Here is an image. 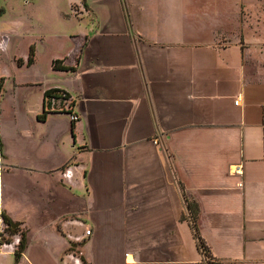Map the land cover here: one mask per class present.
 Masks as SVG:
<instances>
[{
  "label": "crops",
  "instance_id": "1",
  "mask_svg": "<svg viewBox=\"0 0 264 264\" xmlns=\"http://www.w3.org/2000/svg\"><path fill=\"white\" fill-rule=\"evenodd\" d=\"M102 2L106 15L81 4L79 34L52 36L63 42L48 57L54 78L39 74L35 118L50 130L35 137L33 161L20 163L50 182L47 189L38 178L39 191L27 196L37 218L50 220L35 250L50 234L60 247L55 264H200L187 201L215 264H264V41L255 52L244 31L233 40L217 27L228 10L222 15L216 4H129L127 16L120 0ZM239 2L242 23L255 18L264 26V3L252 15ZM2 28L6 49L12 27L5 21ZM41 33L28 67H37L39 44L50 39ZM50 90L72 98L77 122L48 112ZM5 214L27 228L15 264H45L41 254L27 256L29 218Z\"/></svg>",
  "mask_w": 264,
  "mask_h": 264
},
{
  "label": "rangeland",
  "instance_id": "2",
  "mask_svg": "<svg viewBox=\"0 0 264 264\" xmlns=\"http://www.w3.org/2000/svg\"><path fill=\"white\" fill-rule=\"evenodd\" d=\"M2 7L6 10L5 13L0 14V119L3 120L0 126V177L3 175V187L0 182V191L4 192V206L0 203V230L2 228V213H9L11 216H18L24 219L28 217L30 233V253H27L29 259L32 260V253L43 255L45 264H55V258L60 252V247H55L54 238L47 234L45 238L47 243L35 250L36 240L40 234V228L45 226L50 220H43L37 218V213L32 209V204L28 199V194L39 191L38 178L44 180L45 188L50 189V182L48 179H43L37 173L29 171L20 165L22 161L34 159V151L37 145L35 137L40 134L39 130H43L47 134L49 126L42 128V125L37 124L35 112L40 108V86L39 74H42L47 81H52L53 76L48 71V57L60 53L63 42L59 39H51L57 33H71L79 34L81 24L75 20L84 15L80 14L86 8L87 4H92L101 12L108 14L106 6L102 0H1ZM122 7L126 12L128 5L146 4L153 10V8L164 9V0H120ZM240 0H192V2H199L200 4H216L218 11L224 15L225 10H228V15L218 21L217 27L222 28L223 31L230 35L234 40L237 33L244 31L245 40L251 45V50L259 51L260 45L264 41V26L262 23L258 24V19H252L248 23L240 20L239 14L236 12V7H240ZM247 9L252 15H258L262 12V4L264 0H243ZM78 5V6H77ZM80 6V7H79ZM227 6V7H226ZM82 8V9H80ZM139 8V7H138ZM82 10V11H81ZM80 11V12H79ZM238 16H231L229 14ZM242 14L246 15L244 9ZM70 15V17H67ZM128 16V15H127ZM72 17V19H70ZM92 18V17H90ZM88 20V19H87ZM90 20V19H89ZM9 22L12 27L9 29L11 41L8 48L2 45L4 30L1 27L4 22ZM238 30V31H237ZM49 36V41L39 44V64L37 67L27 66L29 46L34 44V36L39 34ZM237 31V32H236ZM38 42H35L37 44ZM243 43V48L248 45ZM38 45V44H37ZM264 46V45H263ZM19 130V131H18ZM18 132L22 133L21 136ZM63 134V131H62ZM65 135L63 134V137ZM47 152L49 146H44ZM2 156V157H1ZM6 156L8 157L7 162ZM10 164L13 168H5L3 164ZM43 194V192H41ZM52 195L50 192L43 194ZM1 197V194H0ZM45 198V197H44ZM25 209L31 211L30 214L25 213ZM30 223V224H29ZM19 230L27 232V228L22 226V223H17ZM26 225V224H25ZM2 234V233H1ZM4 242L7 240L12 248L4 249L8 254L0 256V264H15V260L21 256H16L20 244V232L16 235L10 236L5 230L2 234ZM19 243V244H18ZM4 245V244H3ZM1 247V246H0ZM12 252V253H11ZM25 252V251H24ZM23 252V253H24ZM0 254V255H1ZM30 264L28 259H23L22 263ZM202 264H208L205 260Z\"/></svg>",
  "mask_w": 264,
  "mask_h": 264
},
{
  "label": "trees",
  "instance_id": "3",
  "mask_svg": "<svg viewBox=\"0 0 264 264\" xmlns=\"http://www.w3.org/2000/svg\"><path fill=\"white\" fill-rule=\"evenodd\" d=\"M31 53H32V50H31ZM31 53H30V58L28 59L29 64L32 61ZM53 65H54V67H56L57 61H54ZM55 92H57V91H55V90L47 91V92H45V97L48 98L51 95H53ZM47 113L48 112H46V114ZM42 118H43V116L38 117V119H42ZM186 204H187L188 209L192 212V222H193L192 229H193L194 237L197 241L198 250L200 251V254L202 255L203 262L205 260H207L208 264H215L212 256L209 253V250H208V247H207L205 241L201 238V236L199 234L198 227H197V221H198L197 213L194 210L192 204L188 203L187 201H186ZM2 220L5 223L6 231L8 232V234L10 236L16 235L20 232V244H19L16 256H21L23 254V252L25 251L26 232L19 230V225L17 223H15L14 221H12L5 213H2ZM7 243H9V241L7 240L6 242H4L2 239V235L0 234V246L3 244H7ZM202 263H200V264H202ZM84 264H85V262H84Z\"/></svg>",
  "mask_w": 264,
  "mask_h": 264
},
{
  "label": "built area",
  "instance_id": "4",
  "mask_svg": "<svg viewBox=\"0 0 264 264\" xmlns=\"http://www.w3.org/2000/svg\"><path fill=\"white\" fill-rule=\"evenodd\" d=\"M55 91H57V92H55L50 97L46 98L48 112H59V113L67 114L73 123L77 122L79 120V117H78V115H76L74 113V104H73L72 98L65 91H62V90H55ZM57 102H60V104H61L59 109H56L54 107V104ZM235 104H239V100H237L235 102ZM236 172H240V171L237 170ZM63 175L66 179H71L73 177V172H72L71 168H67L64 171ZM5 230H6V225L2 220V228L0 230V234L1 233L3 234ZM90 234H91V231L87 230L86 235L89 236ZM11 246H12L11 244L1 245L0 253H2V254L10 253L7 251L4 252V249L12 248ZM75 264H81V263L79 260H75Z\"/></svg>",
  "mask_w": 264,
  "mask_h": 264
}]
</instances>
